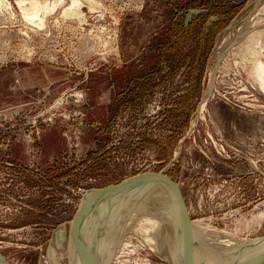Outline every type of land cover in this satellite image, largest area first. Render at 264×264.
Instances as JSON below:
<instances>
[{
	"label": "rangeland",
	"instance_id": "obj_1",
	"mask_svg": "<svg viewBox=\"0 0 264 264\" xmlns=\"http://www.w3.org/2000/svg\"><path fill=\"white\" fill-rule=\"evenodd\" d=\"M0 1V254L10 264H70L75 248L60 250L74 245L85 192L150 174L179 186L202 252L205 227L218 258L231 254L219 238L264 235V67L253 48L263 50L264 0H80L75 12L73 0H40L49 11L33 19ZM162 186L144 193L168 195ZM131 224L101 245L89 227L98 264L184 260L179 224V256L165 220Z\"/></svg>",
	"mask_w": 264,
	"mask_h": 264
},
{
	"label": "bare ground",
	"instance_id": "obj_2",
	"mask_svg": "<svg viewBox=\"0 0 264 264\" xmlns=\"http://www.w3.org/2000/svg\"><path fill=\"white\" fill-rule=\"evenodd\" d=\"M18 1H19V5H21L22 11L25 13L26 17H29L30 19H33L36 15H38V13L41 10L46 9L47 11L48 8H50L49 5H47V1L46 2H42L40 0H31L29 2L25 0H18ZM76 2H80V0H73L72 5L71 4L70 6L68 5L69 7L67 8V12L68 11L75 12V9H77L76 4L80 5V3H76ZM1 3H3V1ZM4 5H5V2H4ZM255 37L256 39L260 40L259 43L260 45H263V50H264V31L256 32ZM253 48H254V52L256 56L254 59V62L257 65V68L261 69L264 67V64L261 65V62L264 59L262 58V55H260L262 53L261 51L263 50L259 47H253ZM145 176L141 177L143 179H136L135 181L130 183V186H133L134 189L137 188L135 192L137 195L141 196L140 199L136 200L135 197H131L129 195L128 196L127 195L113 196V195H108V194H100L91 202V205L89 206L88 211L84 215L82 211L83 209V206H82L79 217L78 216L76 217V220H75L76 224L75 222L73 223V225L75 224L74 226L75 232L70 233L72 234L71 238L73 237L76 238L75 240H73L74 245L72 244V249H71V246L69 245L70 247L67 249V251H65L66 249H63L65 252L61 253L62 257L65 255H68L69 257L71 254V251H73V248H75L74 249L76 251L75 256L73 255V258H70L72 259L71 261L68 259L70 261V264H82V262L83 264H97L98 259H99L100 248L98 247L96 248V244H98V240L95 238L93 239V235L89 227L91 225H94V229L95 231H97L99 244L101 245V243L103 242L101 240V237L105 238L106 231L110 232V230L114 228L115 229L118 228L119 229L118 233L120 232L119 234H121L122 228L125 230L126 228L128 229V228L133 227L131 222L134 221L135 217L138 214H141L143 219H145L146 221L150 223V228H152L153 225H156V223L160 224L163 222V220H165L166 225L164 227L167 228V242L166 243H168L166 246H171V244L173 245L172 246L173 248L171 247V251H173L172 253L173 256H177V255L179 256L177 244H176L177 240L175 239V237H177V227L179 224V230H180L179 233L182 236V239H181L182 243L179 241V251L181 253L180 257H185L184 260L180 262V264H252L256 259H258L260 256L264 254V235L257 237V238H253L251 240H246L244 242L240 240H235V239L229 240L227 237H225V238H219L220 240L218 239L217 241L221 243V246H223L222 249L219 251H221V253L222 252L226 253L231 250V254H230L231 256L229 255V253H227L226 255L218 258L220 256L219 255L220 253L216 252L218 249L215 248L216 250L215 251L214 248L212 247V243H214L212 240L216 239L214 237L215 230L209 227H205V229H202V230L204 233L206 232V235H207L206 241L210 243V244L207 243L205 252L206 254L212 257L211 261L206 262L205 260H203L201 256L200 252H202V250L199 251L196 244L193 243V239L190 234V228L187 224V220L185 219V217L181 213L173 209L168 210L166 207L162 206V205L167 204L171 208L173 204L175 205L174 206L175 208V207L180 206L181 204L175 192L174 184L172 183V181L167 178L164 179L162 178V176H157V175L150 174L149 176H146V177ZM150 180L152 181L150 182ZM157 186H162V188H165L166 192L167 191L169 192V193L167 192L168 195L166 194L164 196L160 192L158 193V191H156V194H147L148 192L144 193L146 189H150V187L156 188ZM143 187H144V190H143ZM84 203H85V200H84ZM155 211L160 212L159 219L153 218V214H150ZM176 212L178 214V218L176 215V219L178 221H176L175 216H174ZM112 215H115V216H112ZM99 219L101 220L99 221ZM87 222L89 223V227H88L89 230L86 228V226L88 225ZM193 225H194V222H193ZM143 226L145 230H148L146 229L148 225L147 226L143 225ZM194 228H195V232L197 233V228L195 227V225H194ZM98 230H99L100 237L98 234ZM65 233L66 232H64L63 229L59 230L57 233L58 237L61 235L62 242H63ZM199 233H201L200 230H199ZM69 238H70V235H69ZM104 240H105V243L107 244L108 243L107 238H105ZM114 240L115 241L113 243L117 246L121 242V238L118 237V235L114 238ZM166 249L168 250V248ZM72 254H74V252ZM216 255H219V256H216ZM0 256L2 257L1 259H3V261L6 262L4 260V257L1 254ZM6 263L10 264L8 262Z\"/></svg>",
	"mask_w": 264,
	"mask_h": 264
},
{
	"label": "water",
	"instance_id": "obj_3",
	"mask_svg": "<svg viewBox=\"0 0 264 264\" xmlns=\"http://www.w3.org/2000/svg\"><path fill=\"white\" fill-rule=\"evenodd\" d=\"M141 177H143V176L133 177V178H130V179H128L122 183H118V184H115V185L109 186V187H100V188L88 189L84 194L85 203L83 202L84 205L82 203L83 209L81 206L80 210L82 209L83 215L86 214V212L89 209V206L91 205V202L100 194H108V195H113V196H117V195H127L128 196L129 195L131 197H135L136 200L140 199L141 196L137 195L135 192L137 190V188L134 189L133 186H130V183L135 181L136 179H143ZM172 183L174 184V189H175V192L178 196V199L181 202L180 206L175 207L174 210L181 213L185 217V219L187 220V224L190 228V234H191V237L193 239V243H195L198 250L201 251L202 250L201 249V241L198 238L197 233L195 232V228L193 225L191 215L188 212L187 205H186L185 200L181 194L180 188L173 181H172ZM127 185H129V186H127ZM201 254H202L203 259L206 262L212 260V257L210 255H208L204 252H201ZM1 258L2 257L0 256V264H7L6 262H8V261L4 258V260L6 261V262H4L3 259H1ZM263 263H264V254L262 256H260L258 259H256L252 264H263Z\"/></svg>",
	"mask_w": 264,
	"mask_h": 264
},
{
	"label": "flooded vegetation",
	"instance_id": "obj_4",
	"mask_svg": "<svg viewBox=\"0 0 264 264\" xmlns=\"http://www.w3.org/2000/svg\"><path fill=\"white\" fill-rule=\"evenodd\" d=\"M61 229H62V228H61ZM61 229H60V230H61ZM61 233H62V232H61ZM59 238H60V239H59ZM75 239H76V238L74 237V240H75ZM58 243H59V244H60V243L63 244L61 235L58 237ZM54 251H55V253H56V250H55V249H54ZM54 251H53V248H52V252H54ZM60 252L63 253L64 250L61 249ZM82 264H83V262H82ZM97 264H98V263H97Z\"/></svg>",
	"mask_w": 264,
	"mask_h": 264
},
{
	"label": "built area",
	"instance_id": "obj_5",
	"mask_svg": "<svg viewBox=\"0 0 264 264\" xmlns=\"http://www.w3.org/2000/svg\"><path fill=\"white\" fill-rule=\"evenodd\" d=\"M83 14H85V13H83ZM81 19V18H80Z\"/></svg>",
	"mask_w": 264,
	"mask_h": 264
}]
</instances>
